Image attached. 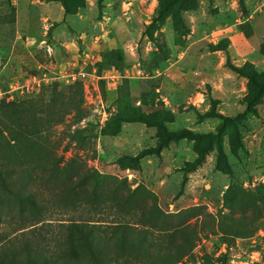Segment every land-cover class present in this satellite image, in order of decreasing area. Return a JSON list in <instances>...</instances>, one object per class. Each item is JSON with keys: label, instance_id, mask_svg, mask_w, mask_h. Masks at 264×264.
<instances>
[{"label": "rangeland", "instance_id": "1", "mask_svg": "<svg viewBox=\"0 0 264 264\" xmlns=\"http://www.w3.org/2000/svg\"><path fill=\"white\" fill-rule=\"evenodd\" d=\"M105 1L65 14L60 0H0V86H33L0 106V129L123 180L120 191H151L166 227L196 232L173 264H264V90L245 110L247 79L224 64L264 72V0H176L196 8L152 23L149 0L123 3L117 29ZM110 67L114 87L101 79ZM80 70V92L57 77Z\"/></svg>", "mask_w": 264, "mask_h": 264}, {"label": "trees", "instance_id": "2", "mask_svg": "<svg viewBox=\"0 0 264 264\" xmlns=\"http://www.w3.org/2000/svg\"><path fill=\"white\" fill-rule=\"evenodd\" d=\"M60 1L65 14L84 5L81 0L70 8L69 1ZM175 1L156 0L150 23L196 8L174 7ZM101 3L96 0L98 7ZM224 64L247 79L241 103L251 110L264 90V72L251 63L235 65L227 56ZM75 82L63 86L80 92ZM9 105L0 102L1 107ZM10 118L19 128V114ZM222 126L223 121L218 128ZM19 133L16 129L7 135L0 129V264H173L191 250L194 229L188 223L166 227L171 214L158 207L151 191L143 186L120 191L123 180L84 167L74 155L64 158L53 149L39 153V146L26 137L25 144ZM59 214L68 216L59 219ZM238 219L243 223L245 217Z\"/></svg>", "mask_w": 264, "mask_h": 264}, {"label": "built area", "instance_id": "3", "mask_svg": "<svg viewBox=\"0 0 264 264\" xmlns=\"http://www.w3.org/2000/svg\"><path fill=\"white\" fill-rule=\"evenodd\" d=\"M83 76H84V72H82L81 70L77 72H69V73L58 71V75H57L58 78H61L63 82L67 84H72L76 80H78L79 77H83ZM119 77L120 74L113 67H110L109 69L105 70L101 75V79L104 80L105 84L112 85V87L115 86ZM39 80L46 81L47 79L45 77V74H43L39 78ZM32 81L36 82V86H38V82H39L38 80L32 78ZM32 90H33V86L30 82L27 81H24L22 83L10 82L7 84L6 88L0 86V102L17 101L21 96L31 92Z\"/></svg>", "mask_w": 264, "mask_h": 264}, {"label": "crops", "instance_id": "4", "mask_svg": "<svg viewBox=\"0 0 264 264\" xmlns=\"http://www.w3.org/2000/svg\"><path fill=\"white\" fill-rule=\"evenodd\" d=\"M124 0H120L118 3V6H116L115 8V1H112V0H106L104 2L105 4V7H106V10L108 11V15L107 16H103V18H105L106 22H109L110 23V26L113 28V29H117V27L119 26L118 24L120 23L119 20L122 15V5L123 3L126 5V9H129L131 6H136L139 8H143L145 7L146 3H147V0H126V2H123ZM103 2V0H102ZM95 4H96V0H95ZM156 5V0H149V3H148V9H153ZM116 11V13H115ZM124 11V10H123ZM124 13H127L124 11ZM100 23V22H99ZM103 24V23H102ZM97 36H94L91 38L92 42H96L97 40ZM66 47H68L67 45H65ZM93 57V56H92ZM114 68V67H113Z\"/></svg>", "mask_w": 264, "mask_h": 264}]
</instances>
